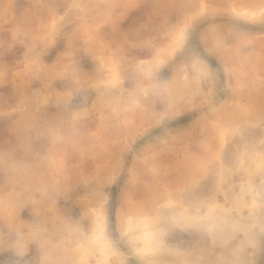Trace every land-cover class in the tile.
Segmentation results:
<instances>
[{
	"label": "rangeland",
	"instance_id": "rangeland-1",
	"mask_svg": "<svg viewBox=\"0 0 264 264\" xmlns=\"http://www.w3.org/2000/svg\"><path fill=\"white\" fill-rule=\"evenodd\" d=\"M0 264H264V0H0Z\"/></svg>",
	"mask_w": 264,
	"mask_h": 264
},
{
	"label": "snow or ice",
	"instance_id": "snow-or-ice-1",
	"mask_svg": "<svg viewBox=\"0 0 264 264\" xmlns=\"http://www.w3.org/2000/svg\"><path fill=\"white\" fill-rule=\"evenodd\" d=\"M112 226H113V228H114V223H113V225H112Z\"/></svg>",
	"mask_w": 264,
	"mask_h": 264
}]
</instances>
